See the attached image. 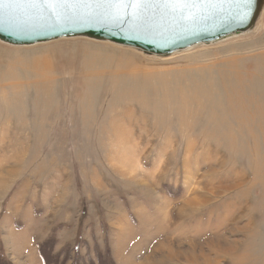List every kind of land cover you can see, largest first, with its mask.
Listing matches in <instances>:
<instances>
[{"label":"rangeland","instance_id":"rangeland-1","mask_svg":"<svg viewBox=\"0 0 264 264\" xmlns=\"http://www.w3.org/2000/svg\"><path fill=\"white\" fill-rule=\"evenodd\" d=\"M262 19L164 56L0 40V264H264V109L222 91L264 103Z\"/></svg>","mask_w":264,"mask_h":264},{"label":"water","instance_id":"water-1","mask_svg":"<svg viewBox=\"0 0 264 264\" xmlns=\"http://www.w3.org/2000/svg\"><path fill=\"white\" fill-rule=\"evenodd\" d=\"M264 5L253 0L247 19L227 0H207L191 9L172 10L75 6L71 9L0 4V40L29 45L61 37L85 36L168 55L198 43H210L251 30ZM55 12L57 15H53Z\"/></svg>","mask_w":264,"mask_h":264},{"label":"snow or ice","instance_id":"snow-or-ice-1","mask_svg":"<svg viewBox=\"0 0 264 264\" xmlns=\"http://www.w3.org/2000/svg\"><path fill=\"white\" fill-rule=\"evenodd\" d=\"M10 3L19 5L28 3L32 6H39L54 10L56 8L71 9L75 6H90L95 4L98 7L148 9L164 7L172 10L191 9L200 6L207 0H0V4ZM227 2L239 11L238 18L243 21L247 19L252 9L253 0H227ZM53 15H57L53 12Z\"/></svg>","mask_w":264,"mask_h":264},{"label":"bare ground","instance_id":"bare-ground-1","mask_svg":"<svg viewBox=\"0 0 264 264\" xmlns=\"http://www.w3.org/2000/svg\"><path fill=\"white\" fill-rule=\"evenodd\" d=\"M264 5H263V7H262V9H261V11H260V14H259V16H258V18H257V20H256V23H255V25H257V24H263V19H262V17H264ZM258 27V26H257ZM256 27V28H257ZM232 35H235V34H231V35H228V36H226V37H229V36H232ZM226 37H224V38H226ZM222 39V38H221ZM218 40H220V39H218ZM214 42V41H213ZM198 44H201V43H198ZM194 45H196V44H194ZM194 45H192V46H194ZM189 47H191V46H189ZM188 48V47H187ZM42 57H38V58H36V59H34L35 61H34V65H33V73H35V75L36 76H44V75H46L47 73H48V71H49V69H48V65H47V63H46V61L45 60H42L41 59ZM260 62V61H259ZM262 63V62H261ZM255 73V72H254ZM235 74V73H234ZM238 75V74H237ZM241 75V74H240ZM242 76V75H241ZM238 77V76H237ZM222 78V80L224 79V77H221ZM244 79V78H243ZM241 86H242V84H241ZM244 87V86H243ZM242 87V88H243ZM238 88V87H237ZM251 88V87H250ZM222 91H224V93H225V95L227 96V102H224L225 103V105L224 106H226V108H227V111L228 112H230V114H231V116H232V118L233 119H235V122H236V124L237 125H244V124H248V123H253V119L252 120H243L242 118H239V116H238V111L237 110H239V106L241 105V106H243V107H247V108H252V110L254 109L255 111L256 110H261V109H264V103L263 104H260V102L259 103H256L255 101H256V98H255V96L253 95V94H249V95H247V94H241L240 92H238L237 90H235L234 88H227V87H224V90H222ZM240 91V90H239ZM247 91H251V92H253V90H250V89H247L246 90V92ZM245 92V93H246ZM248 93V92H247ZM264 94V93H263ZM182 101V100H181ZM182 102H186V100L184 99ZM240 102H242V103H240ZM183 104H185V103H183ZM242 107V108H243ZM240 111H242V110H240ZM249 111V110H248ZM251 111V110H250ZM242 112H244V110L242 111ZM241 112V113H242ZM261 112V111H260ZM259 112V113H260ZM229 114V113H228ZM229 114V115H230ZM250 115H253V118H254V114H250ZM257 116V115H256ZM260 116V115H259ZM246 117H247V115H246ZM252 117V116H251ZM260 123V122H259ZM264 123V122H263ZM262 123V124H263ZM256 124V123H255ZM261 124V125H262ZM259 126H260V124H259ZM258 127V126H257ZM248 128V127H247ZM259 128V127H258ZM233 185V184H232ZM220 188H222L221 186H220Z\"/></svg>","mask_w":264,"mask_h":264}]
</instances>
